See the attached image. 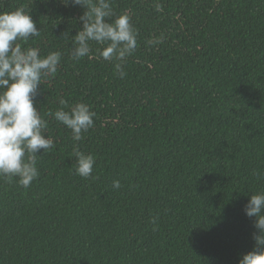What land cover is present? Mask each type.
Returning a JSON list of instances; mask_svg holds the SVG:
<instances>
[{"label": "trees", "instance_id": "16d2710c", "mask_svg": "<svg viewBox=\"0 0 264 264\" xmlns=\"http://www.w3.org/2000/svg\"><path fill=\"white\" fill-rule=\"evenodd\" d=\"M20 7L40 29L25 46L62 59L34 98L54 143L38 179H0V264H239L258 231L244 207L264 191V0H112L138 31L123 78L94 42L71 59L84 9L0 0ZM61 99L95 113L82 141L50 115ZM74 143L96 179L75 174Z\"/></svg>", "mask_w": 264, "mask_h": 264}, {"label": "clouds", "instance_id": "9594fccd", "mask_svg": "<svg viewBox=\"0 0 264 264\" xmlns=\"http://www.w3.org/2000/svg\"><path fill=\"white\" fill-rule=\"evenodd\" d=\"M65 7L84 9L79 20L82 27L75 35L69 34L70 57L73 61L91 58V44L97 48V59L115 61V71L120 78L127 73L124 63L138 46V31L127 13L115 16L112 0H59ZM155 10L163 11L161 3ZM114 19H110L114 17ZM40 29L32 15L23 7L14 11L0 12V179L28 189L39 177L38 152L54 147L47 135L48 121L44 119L34 102L43 81L55 77L62 59L60 51L40 54V49L28 45L30 38L38 37ZM163 35L149 39V45L163 42ZM50 113L56 122L71 132L74 142L82 141L84 134L94 126L95 113L83 102L68 105ZM67 109V110H66ZM75 174L96 179L93 175L96 158L73 144ZM259 178V174H258ZM114 188L120 187L113 180ZM249 218H255L253 234L255 247L244 253L239 264H264V191L250 196L244 207ZM156 218H153L155 230Z\"/></svg>", "mask_w": 264, "mask_h": 264}]
</instances>
